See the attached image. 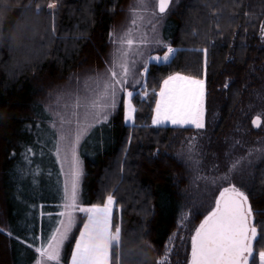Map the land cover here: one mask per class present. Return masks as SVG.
Returning a JSON list of instances; mask_svg holds the SVG:
<instances>
[{
  "label": "trees",
  "instance_id": "1",
  "mask_svg": "<svg viewBox=\"0 0 264 264\" xmlns=\"http://www.w3.org/2000/svg\"><path fill=\"white\" fill-rule=\"evenodd\" d=\"M129 1L5 0L0 5V264H35V249L59 227L65 176L56 154L55 112L77 95L82 98L83 83L106 72L114 51L110 34H118L128 17ZM50 3L56 8L48 9ZM158 20L156 39L177 49L174 59L149 60L167 50L156 39L141 45L143 56L134 59L126 86L139 94L133 97V123L124 121L120 93L108 123L92 128L78 148L84 173L80 204L102 205L114 194L121 264H157L165 255L167 264H189L191 237L214 208L203 212L204 203L190 206L198 201L192 190L198 172L186 151L194 144L192 154L199 160L203 148L205 164L203 137L211 147L237 132L234 144L240 139V146L223 159L224 166L219 148L211 152L210 162L218 167L208 163L217 174L207 180L211 191L220 185L217 194L230 183L245 185L254 212L264 213V115L259 128L249 120L264 114V0H177ZM22 30L27 39H21ZM174 73L205 80L206 126L192 144L186 141L196 135L193 127L152 124L155 93ZM58 96L63 97L59 105ZM236 160L243 171L229 174L227 182L220 179ZM186 209L191 218L186 230H179ZM80 219L62 264L69 262ZM255 221L264 229V215ZM260 251L264 244L254 248L256 264Z\"/></svg>",
  "mask_w": 264,
  "mask_h": 264
},
{
  "label": "snow or ice",
  "instance_id": "2",
  "mask_svg": "<svg viewBox=\"0 0 264 264\" xmlns=\"http://www.w3.org/2000/svg\"><path fill=\"white\" fill-rule=\"evenodd\" d=\"M5 0H0L2 5ZM177 0H135L134 10H131V26L122 35L111 33L114 45L112 58L104 74L91 78V83H85V95H77L71 105L65 104L64 110H57L55 115L61 127V134L57 142L56 154L62 164L65 176L63 211L59 213L62 219L51 238L35 249L39 254L36 264H62V249L69 239L73 227L76 225V212L87 216L79 237L71 252L70 264H121L119 254L122 248V229L115 221L114 194H108L102 205L91 207L80 206V184L83 177L82 161L78 155L80 142L96 125L106 124L112 111L120 102V93H124L122 100L125 123L133 122L136 108L133 106L134 91L126 87L130 77L134 75L136 61L131 56H143L141 45L148 42L146 35L140 34L141 23L146 17L156 30L153 21L162 19L170 10L171 4ZM155 4L156 8L151 5ZM56 8L55 3L48 4V9ZM158 8V11L156 10ZM42 9L37 7V14ZM264 33V27L261 28ZM27 32L21 31V39H27ZM155 44L165 48L163 56H152L149 59L160 64L170 63L177 52L159 39ZM205 63L207 49H204ZM147 61H144V71L147 73ZM139 83V81H136ZM134 87V85H133ZM228 87V84H225ZM145 92L144 96L147 97ZM154 116L152 124L155 126L170 123L177 127L191 126L197 130L205 128L206 89L205 80L175 73L163 80L159 92L155 93ZM62 96L57 97V105ZM70 108V110H69ZM258 114L252 120L254 127H261V116ZM54 125L56 121L53 122ZM67 131H63L65 126ZM239 143V142H237ZM195 145H191L189 152H193ZM31 151V149H29ZM61 153H63L61 158ZM243 159V158H241ZM189 160L192 157L189 156ZM192 163L198 167L199 160ZM66 166L67 171H64ZM241 160L232 161L228 173L220 179L229 180V174L242 172ZM195 179H202L197 176ZM215 182V181H213ZM245 185L229 184L219 192L215 199V207L205 216L191 237V257L189 264H256L254 248L264 244V229L258 230L255 216L264 213L254 212L249 200L250 192L242 188ZM168 257L157 264H167ZM259 264H264V251L258 253Z\"/></svg>",
  "mask_w": 264,
  "mask_h": 264
},
{
  "label": "rangeland",
  "instance_id": "3",
  "mask_svg": "<svg viewBox=\"0 0 264 264\" xmlns=\"http://www.w3.org/2000/svg\"><path fill=\"white\" fill-rule=\"evenodd\" d=\"M134 6H135V0H130L129 3H128V17H126L125 19V22L118 28L117 32L118 34L117 35H122L125 31H127V29L131 26V15H130V12L131 10H134ZM152 8H156V5L153 4L151 5ZM148 19H150V17H146L145 21H143L141 23V27L139 29V33L140 34H143V35H146L148 37V40L149 41H154L156 39V34L157 33V21H159L158 19L153 21V23L155 24V28L156 30L153 31V27H152V24L148 23ZM151 50V49H150ZM152 56H163V54H154ZM150 56V57H152ZM140 58V56H132L130 57L132 60L136 59V58ZM149 57V58H150ZM110 58H112V56H110ZM129 58V59H130ZM150 60V59H149ZM152 61V60H150ZM175 74V73H174ZM173 75V74H172ZM183 75V74H182ZM194 78V77H193ZM196 79H203V78H196ZM88 82V81H86ZM163 83V82H162ZM83 86L85 87V83H83ZM159 92V91H158ZM157 92V93H158ZM81 93H82V96L85 95V89L81 90ZM135 93V92H134ZM155 109V108H154ZM64 109H61L60 108V111H63ZM154 112H153V116H154ZM253 117V115L249 118V120ZM125 121V120H124ZM133 122H130V123H127V124H132ZM164 125H171L170 123H167V124H164ZM57 128H58V132H59V135L61 134V127L59 124H57ZM67 128L68 126L66 125L65 128L63 129V131H67ZM194 128V127H193ZM203 130V129H202ZM194 131L196 132V135L194 134L193 137H191L190 139H188L186 141V145H187V142L188 144H192L191 142H194V141H197V137L198 134H201V130H197L194 128ZM237 133V132H236ZM236 133H232L230 134L229 136H226V137H222V139H219L218 140V143H217V146L215 144H212L213 146H216L217 148L213 147L211 145L210 147V144H208L209 140L207 137H203L205 139H202V144L203 146L207 149L208 147V152L207 154L205 155V157L203 158L205 160V164L202 163V152H203V148H202V151L200 152V159H199V165L198 167L196 165H194L192 163V165L197 169V176L201 177L202 179H195V182H194V177H193V181H192V190L194 192L193 195H196L198 196V201L196 199V201H191V203H193L192 205H190L191 207H193L194 205L198 204L199 207L201 204H205V208H202L203 212L207 211L210 209V207L214 204V207H215V199L216 197H218L219 193L217 194L216 191L217 189L220 187V185H217L215 187H213V191H211V187H210V181L207 180L208 178V175L212 174V175H215L217 174L216 170H214L212 167L208 166V163H210L212 166L213 164L210 162V158H211V152L214 151L215 149L217 150L219 148V152H220V164L222 166H224V163L223 162V159L225 160L226 157H232L233 156V153H234V150L235 148H238V145L237 142H240L238 139L236 144H234V142L236 141V138H237V134ZM207 139V140H206ZM240 146V145H239ZM187 153V154H186ZM186 156H191L192 157V160H190L191 162L193 160H198V158L195 157V155L193 156L192 152L190 153L189 152V149L186 151ZM213 154V153H212ZM63 153H61V157H62ZM228 160V159H227ZM216 161V160H215ZM215 168H217L218 166H213ZM219 170V169H218ZM64 171H67V168L66 166H64ZM213 180V179H212ZM214 181V180H213ZM223 190V189H222ZM221 190V191H222ZM202 194L204 196H207L208 198H204L202 196ZM215 194H217V196L215 197ZM190 198V196H187V198ZM188 198V199H189ZM206 200V201H205ZM204 201V202H203ZM80 206L82 207H91L93 205H89V204H80ZM64 209H62L60 212H62ZM76 217H77V221H76V224L79 222V219L80 217H82L80 220H81V227L79 229V232L80 230L83 229V224L86 222L87 220V216L86 214L84 213H80V212H76L75 213ZM191 218V213L189 212V209H186V211H184L182 213V215L179 217V220H178V229L179 230H186V227H187V222L189 221V219ZM62 219V217L60 218V220ZM76 227V225L73 227L72 231L74 230V228ZM79 232H78V235H77V238L79 237ZM71 234V233H70ZM70 241V235H69V239L67 241H65L64 243V246H63V249H62V257L65 253V245ZM75 245V244H74ZM72 252V251H71ZM38 259H39V254H38ZM70 259H71V253H70V257H69V262L68 264H70ZM36 264V263H35Z\"/></svg>",
  "mask_w": 264,
  "mask_h": 264
},
{
  "label": "water",
  "instance_id": "4",
  "mask_svg": "<svg viewBox=\"0 0 264 264\" xmlns=\"http://www.w3.org/2000/svg\"><path fill=\"white\" fill-rule=\"evenodd\" d=\"M256 117H257V116H253V117L251 118V120H250V124H251L252 128H254V129H256L257 127H254V126L252 125V120L255 119ZM190 257H191V253H190Z\"/></svg>",
  "mask_w": 264,
  "mask_h": 264
}]
</instances>
